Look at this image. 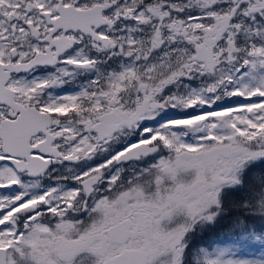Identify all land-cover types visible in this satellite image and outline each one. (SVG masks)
<instances>
[{
	"label": "snow or ice",
	"instance_id": "snow-or-ice-1",
	"mask_svg": "<svg viewBox=\"0 0 264 264\" xmlns=\"http://www.w3.org/2000/svg\"><path fill=\"white\" fill-rule=\"evenodd\" d=\"M0 264H264V0H0Z\"/></svg>",
	"mask_w": 264,
	"mask_h": 264
}]
</instances>
